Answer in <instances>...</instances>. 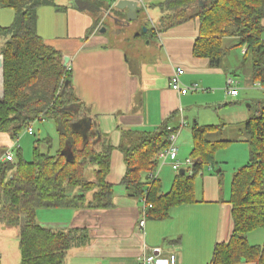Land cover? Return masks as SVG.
I'll use <instances>...</instances> for the list:
<instances>
[{
    "label": "trees",
    "instance_id": "obj_1",
    "mask_svg": "<svg viewBox=\"0 0 264 264\" xmlns=\"http://www.w3.org/2000/svg\"><path fill=\"white\" fill-rule=\"evenodd\" d=\"M72 2L78 9H100L97 1ZM44 6H56L55 0H0V9L14 11L12 23L0 26V133L15 141L30 124L51 121L59 137L54 154L50 139H45L48 152L42 153L36 141L30 162L22 159L19 149L16 162H0V225L18 230L19 264H63L69 250L89 241L85 229L43 228L38 211L114 207L113 186L106 181L112 146L102 137L96 117L76 97L62 54L46 46L36 32L37 11ZM158 6L162 16L156 26L146 28L148 38L198 20L193 56L235 77L236 71L223 67V61L234 48L240 49L238 67L248 65L250 83L264 90V0H165ZM220 128L191 125L192 165L182 169L183 175L176 174L167 193L152 176L173 130L163 125L153 133H124L136 141L130 147L120 146L126 167L120 184L128 198L143 203L147 219L163 220L172 208L196 202V178L206 167L216 170L217 151L232 142L215 139ZM244 132L249 159L231 179V235L214 246L208 264H264V243L251 245L247 240L249 233L264 228V103L257 104Z\"/></svg>",
    "mask_w": 264,
    "mask_h": 264
},
{
    "label": "crops",
    "instance_id": "obj_2",
    "mask_svg": "<svg viewBox=\"0 0 264 264\" xmlns=\"http://www.w3.org/2000/svg\"><path fill=\"white\" fill-rule=\"evenodd\" d=\"M92 1L99 3V10L78 9L72 0H55L56 6L39 8L36 32L46 46L60 52L62 58H68L66 67L72 74L76 97L96 117L102 137L112 146L106 181L113 186L114 207L109 210H40L37 221L47 229H85L88 232V243L69 250L63 264H138L141 257L155 248L161 249L164 257L175 255L176 264H208L214 246L227 242L231 235V205L228 203L231 181L227 188V185L222 186L219 176L201 175V181L194 184L196 202L172 208L163 220L146 218L140 228L141 202L128 198L120 184L126 171L120 146L130 147L136 141L134 135L124 137L126 132L153 133L163 125L178 129L183 120L185 126L179 132L176 145L178 159H188L192 149L191 125L195 122L201 126H219L216 125L217 115L210 112L200 118L194 110L197 107L208 110L229 99L226 93L223 95L229 74L223 68L210 67L208 60L193 56L199 34L198 20L155 32L149 36L145 47L139 48V35L130 39L128 33L120 29L125 25L122 19L125 12L108 9L117 2ZM164 1L145 0L144 10L153 18L150 24L140 27L151 29L158 24L162 16L158 5ZM110 15L116 29L105 23L111 19ZM13 18V10L0 9V26H9ZM262 26L264 40V19ZM123 42H132L134 49L130 55L120 44ZM175 67L184 70L181 85L195 90L178 94L171 89L170 78ZM209 96H219L221 100L201 102ZM238 97L239 93L231 98ZM233 103L239 105V101ZM234 114L239 116L238 133L242 134L241 127L244 128L250 117L242 109H236L231 115ZM215 139L225 140L222 134ZM246 139L242 134L216 153L220 171L228 164L222 159L226 151H230L229 154L240 152L229 158L232 160L228 167L230 176L245 165L249 159ZM0 140L1 146L7 148L1 157L12 148L14 141L5 133H0ZM161 168L158 181L162 192L167 193L177 173H171L169 165ZM90 197L88 194L87 198ZM11 234L18 238L16 228L0 225V252ZM247 240L251 245H262L264 228L249 233ZM15 257L19 264V250L16 256L14 252V261Z\"/></svg>",
    "mask_w": 264,
    "mask_h": 264
},
{
    "label": "rangeland",
    "instance_id": "obj_3",
    "mask_svg": "<svg viewBox=\"0 0 264 264\" xmlns=\"http://www.w3.org/2000/svg\"><path fill=\"white\" fill-rule=\"evenodd\" d=\"M111 5L109 6L108 9L113 10V11H118L115 7L110 8ZM137 19L135 21L132 22H127L126 21V16L124 15L122 17V19L124 20V26L122 28H120L121 30L125 31L126 33H128V38L132 39V37L135 34H138L140 37V41L138 44L139 48H144L145 44L147 43V34L145 33L146 28L145 27H140L142 24H150L151 23V18L152 15L150 12L146 11V10H139L138 14H137ZM111 19L108 18L106 20L105 23H108V25H111L113 29H116L117 26L115 27V21L112 20V16L110 15ZM110 28V27H109ZM132 41V40H131ZM121 45H123L126 50L127 53L130 55L132 52V49H134L132 42H128V43H120ZM1 45V42H0ZM240 59H241V51L240 49H236L234 48L232 51H230V54L225 58V60L223 61V67H230L232 69H234V71H236V76L232 77L233 79H235V81L238 83L237 89H238V93H239V97L237 99L235 98H231L229 97L228 100L223 101V103H216L212 106H210L208 108V110H204L203 107H197L194 110V113L197 114L200 118H204V114H208L211 112L214 115H217V121H216V125H219L220 127H222V130L220 128V132L223 136V138H225V140L227 138H231V139H227L230 141L233 140H238V138L243 134L245 135L244 132V128L241 127L242 130V134L238 133V119L239 116L233 114V112L236 109H242L244 111V113H246L249 117L254 116L255 114V110H256V106L257 104L260 103H264V90H262L257 84L252 85L250 83V79H249V75L247 74L248 72V65L244 66V67H238L241 66L240 65ZM234 67H233V66ZM1 69V66H0ZM1 86V84H0ZM225 90V87H224ZM225 95V92L224 94ZM226 97V96H224ZM217 98V99H216ZM210 100H216V101H220L221 97L219 96H209V97H204L202 98L201 102L205 103V102H209ZM239 101V105H236V102ZM201 103V104H203ZM224 104H226L224 106ZM203 106V105H201ZM220 118V120H219ZM219 120V121H218ZM236 120V121H235ZM31 128L33 130L34 136H29L27 134V130H24L20 133L19 137L17 140H15L14 142H16V147L14 149H12V154L14 157V162L17 161L16 158V151L17 148L20 149L21 151V156L22 159L26 162H30L32 155H33V148H34V144L36 141L40 142V151L42 153L48 152L49 148L48 145L44 142L45 139H50L51 141V149L50 152L52 154H54L58 148H59V137H58V133H57V129L56 126L54 125L53 122L51 121H44V122H35L31 125ZM237 131V132H236ZM233 143V142H231ZM230 145V144H229ZM228 145V146H229ZM0 146H1V140H0ZM227 146V147H228ZM11 147V145H10ZM8 147V148H10ZM227 147H224L220 150H223ZM7 148H3L2 146L0 147V154L4 153L6 151ZM239 149V148H238ZM219 151V150H218ZM217 151V152H218ZM249 152V151H248ZM231 153L230 151H226L223 153L224 157H222V159L225 162H228V164H226V166L223 168L222 174L221 175H216V171L219 170L220 165L218 164L217 169L213 170L210 167H206L202 173V175L206 176L208 173H210L213 176L218 177L219 181H221L222 186L224 185L227 188L229 187V181H231L232 176H230V168H228L230 166V163L232 162L231 156L235 157L237 156L240 152L238 153ZM226 155V156H225ZM249 155V153H248ZM185 161V160H184ZM184 161H181L182 163ZM246 161H248V159H246ZM247 163V162H246ZM245 163V164H246ZM167 165V164H166ZM160 169H162L161 167V163L159 164ZM183 169H185L184 167H182ZM169 170L171 171V173H173V171L171 170V168H169ZM175 173V172H174ZM198 180H196L195 183H198V181H201V175L197 177ZM196 195L198 196L199 193H196ZM141 207H143V203H141ZM7 242L5 243V247L3 249L0 255V264H17V257H15V261H14V252H15V256L17 255V251H18V238L15 235H10V237L8 239H6Z\"/></svg>",
    "mask_w": 264,
    "mask_h": 264
},
{
    "label": "built area",
    "instance_id": "obj_4",
    "mask_svg": "<svg viewBox=\"0 0 264 264\" xmlns=\"http://www.w3.org/2000/svg\"><path fill=\"white\" fill-rule=\"evenodd\" d=\"M114 3L120 1V0H112ZM138 4V8H144L145 0H131ZM67 68V67H66ZM69 70V68H67ZM184 74V70L180 67H175L173 70V73L170 78V86L173 91H175L178 94H181L185 91L195 90L194 87H183L181 85V76ZM238 83L233 79L232 77H227L226 79V85H225V93L226 95L230 97H235L238 94L237 89ZM30 124L28 126L27 134L29 136H33V130L31 128ZM185 126V122L181 120L179 128L178 129H172L168 127V131L173 130V133L169 137V146L166 150L161 152L159 154V164L161 163V166L169 165L175 173H178L180 170H182L184 167L189 168L192 165V162L189 159H186L183 163L178 159V147L176 145L177 137L179 135L180 130ZM16 142L13 143L12 148H10L4 155L0 157L1 163L6 162H12L14 160L12 149L16 147ZM18 149V148H17ZM160 171V166H158V169L156 170L155 174L152 176V179H156L158 177V173ZM191 171H189L190 173ZM150 207V206H148ZM145 210L146 207L143 206L141 210V220L139 221L138 225L140 228H143L144 222L146 219L145 216ZM177 258L175 255H169L167 257H164L162 255V251L159 248L152 249L150 253L146 256H143L139 259L138 264H176Z\"/></svg>",
    "mask_w": 264,
    "mask_h": 264
},
{
    "label": "water",
    "instance_id": "obj_5",
    "mask_svg": "<svg viewBox=\"0 0 264 264\" xmlns=\"http://www.w3.org/2000/svg\"><path fill=\"white\" fill-rule=\"evenodd\" d=\"M115 8L118 11L121 12H125V16H126V21L127 22H132L135 21L137 19V14H138V4L134 1L131 0H120L116 3ZM68 58H63V62H62V66L64 68H66L67 63H68ZM0 66H1V80H2V67H3V60L2 57L0 56ZM2 86H1V90H0V96L2 95ZM220 172V170L216 171V174H218ZM179 174L183 175L184 174V170H180Z\"/></svg>",
    "mask_w": 264,
    "mask_h": 264
},
{
    "label": "bare ground",
    "instance_id": "obj_6",
    "mask_svg": "<svg viewBox=\"0 0 264 264\" xmlns=\"http://www.w3.org/2000/svg\"><path fill=\"white\" fill-rule=\"evenodd\" d=\"M68 67V66H67ZM1 86H2V80H1ZM0 90H1V87H0Z\"/></svg>",
    "mask_w": 264,
    "mask_h": 264
}]
</instances>
